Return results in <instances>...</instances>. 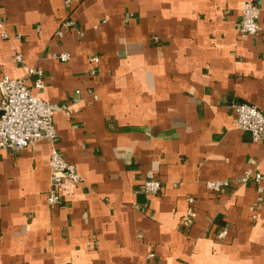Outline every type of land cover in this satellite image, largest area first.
<instances>
[{"label":"crops","instance_id":"obj_1","mask_svg":"<svg viewBox=\"0 0 264 264\" xmlns=\"http://www.w3.org/2000/svg\"><path fill=\"white\" fill-rule=\"evenodd\" d=\"M245 1L0 0V79L43 70L33 90L69 105L56 144L81 175L51 207V142L0 151V264H264V198L237 182L264 174V143L227 106L264 111V0L255 35L240 32Z\"/></svg>","mask_w":264,"mask_h":264},{"label":"built area","instance_id":"obj_2","mask_svg":"<svg viewBox=\"0 0 264 264\" xmlns=\"http://www.w3.org/2000/svg\"><path fill=\"white\" fill-rule=\"evenodd\" d=\"M70 2V0H67ZM260 5L254 0H246L242 7V17L240 20V32L248 35L258 34L262 25L260 23ZM133 13L126 14L125 22L132 19ZM72 19H64L60 23L57 33L63 35L65 28L74 26ZM0 26H3V20L0 17ZM82 33V31H79ZM4 36H7L3 32ZM62 61L70 59V53L61 52L55 54ZM16 60L23 62V54L16 53ZM92 61L98 62V56L91 57ZM29 76L18 78L5 74L0 79V151H9L16 153L24 147L31 145L41 139H48L52 144L50 168H51V186L47 195L48 203L51 207L61 203L66 192L67 184H77L81 180V175L76 165L66 159L61 149L56 144L57 131L55 128L54 116L60 110H69L67 103H58L44 99L37 95L34 88L44 89L46 81L43 77V70L37 67L28 68ZM97 73L96 68L91 70V74ZM37 75L32 83L29 77ZM31 83V84H30ZM228 108L234 114L238 128L249 131L253 140L264 143V111L257 105L234 100L229 103ZM253 179L257 184L258 200L264 198V174L260 166L255 165L254 169L246 173L237 180L238 183H244L248 179ZM228 180L208 181L207 186L211 190H220ZM143 190L147 194H156L162 188L160 179L151 177L142 184ZM192 204L194 199L189 198ZM196 217V211L191 205L187 210L181 227L189 228ZM228 233L227 229L220 230L217 233L219 239H224ZM153 255V253H151Z\"/></svg>","mask_w":264,"mask_h":264}]
</instances>
